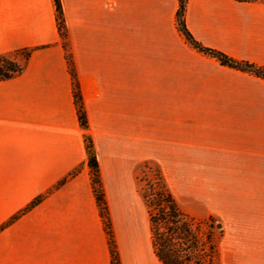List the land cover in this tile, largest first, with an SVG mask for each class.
Instances as JSON below:
<instances>
[{
  "label": "crops",
  "instance_id": "obj_1",
  "mask_svg": "<svg viewBox=\"0 0 264 264\" xmlns=\"http://www.w3.org/2000/svg\"><path fill=\"white\" fill-rule=\"evenodd\" d=\"M61 3L74 74L55 1L0 0V56L28 53L16 58L20 74L0 81V264H112L86 136L121 264H164L144 197L147 163L199 216L170 178L184 174V193L199 189L264 264V79L191 46L179 0ZM185 21L204 46L264 67V0H188ZM221 264L254 263L233 248Z\"/></svg>",
  "mask_w": 264,
  "mask_h": 264
},
{
  "label": "trees",
  "instance_id": "obj_2",
  "mask_svg": "<svg viewBox=\"0 0 264 264\" xmlns=\"http://www.w3.org/2000/svg\"><path fill=\"white\" fill-rule=\"evenodd\" d=\"M54 1L57 10L58 27L63 39V45L67 51L69 68L71 73L74 74L73 57L67 41L68 34L62 3L61 0ZM187 1L179 0L180 5L177 13L178 29L186 41L199 52L215 58L224 66L242 70L264 79V67L235 59L226 53L206 47L193 36L185 21ZM27 58L28 53L25 54V59ZM24 67L25 65L19 63L14 56H0V81L9 80L17 76L23 71ZM75 102L81 125L87 129L88 118L84 109L82 95L78 89H75ZM86 144L89 152L88 164L91 170L93 187L109 236L112 264H121L101 181L100 166L94 151L93 142L89 136H86ZM153 179V200L150 199L145 190L144 197L151 212L154 247L162 262L164 264H219L217 261L218 251L214 220H198L184 212L160 171L154 170ZM41 199L40 197L35 200L29 208L38 204Z\"/></svg>",
  "mask_w": 264,
  "mask_h": 264
},
{
  "label": "rangeland",
  "instance_id": "obj_3",
  "mask_svg": "<svg viewBox=\"0 0 264 264\" xmlns=\"http://www.w3.org/2000/svg\"><path fill=\"white\" fill-rule=\"evenodd\" d=\"M14 57L21 59L23 61L25 58V54L23 53L14 54ZM154 170H158L161 172L165 182L167 183L170 189V186L164 174L162 173V170L156 166H153L150 163L149 164L147 163L143 174V185H144V190L147 192V195L150 196L151 200H153L152 195L154 194L152 187V182L154 181L153 179ZM184 176H185L184 174H179V175L172 174L170 178H172L174 180V183L176 184V189L179 192L178 195L180 196V200L181 203L183 204L184 209L190 211L193 214L199 215V216H194L188 213L190 216L198 220H210V219L214 220L215 223L214 230H215L216 245L218 251V260H217L218 263L221 264V251H225L227 253V251H230V249L236 248L238 251L242 252L243 256L251 260L252 263L263 264V255H259L253 252V249L249 244L248 238H233L230 237L228 233H226L223 223L219 221V219L215 214L216 207L207 204H202L201 196H200L201 191L199 189H193L192 195H187L184 193V189H183L185 185ZM186 184L188 185V183ZM192 185L195 186V184ZM211 201L212 200L210 199L209 202Z\"/></svg>",
  "mask_w": 264,
  "mask_h": 264
}]
</instances>
